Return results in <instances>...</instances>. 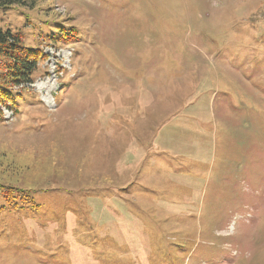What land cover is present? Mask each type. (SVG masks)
<instances>
[{
	"label": "rangeland",
	"instance_id": "374dc122",
	"mask_svg": "<svg viewBox=\"0 0 264 264\" xmlns=\"http://www.w3.org/2000/svg\"><path fill=\"white\" fill-rule=\"evenodd\" d=\"M31 1L0 264H264V0Z\"/></svg>",
	"mask_w": 264,
	"mask_h": 264
},
{
	"label": "trees",
	"instance_id": "16d2710c",
	"mask_svg": "<svg viewBox=\"0 0 264 264\" xmlns=\"http://www.w3.org/2000/svg\"><path fill=\"white\" fill-rule=\"evenodd\" d=\"M31 3V0H0V11H7L15 6L32 7ZM71 36L72 34L58 33L57 37L50 39L62 43ZM45 57L42 50L24 44L19 32H13L9 27L0 28V121L3 117L2 108L12 111L17 106V101L21 98L20 90L33 83L38 64Z\"/></svg>",
	"mask_w": 264,
	"mask_h": 264
}]
</instances>
